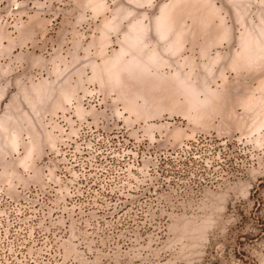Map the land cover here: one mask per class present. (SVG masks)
<instances>
[{"label": "rangeland", "instance_id": "1", "mask_svg": "<svg viewBox=\"0 0 264 264\" xmlns=\"http://www.w3.org/2000/svg\"><path fill=\"white\" fill-rule=\"evenodd\" d=\"M0 264H264V0H0Z\"/></svg>", "mask_w": 264, "mask_h": 264}]
</instances>
